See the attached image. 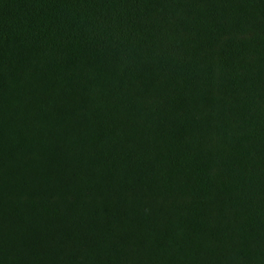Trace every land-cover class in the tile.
<instances>
[{
    "label": "trees",
    "instance_id": "trees-1",
    "mask_svg": "<svg viewBox=\"0 0 264 264\" xmlns=\"http://www.w3.org/2000/svg\"><path fill=\"white\" fill-rule=\"evenodd\" d=\"M0 264H264V0H0Z\"/></svg>",
    "mask_w": 264,
    "mask_h": 264
}]
</instances>
